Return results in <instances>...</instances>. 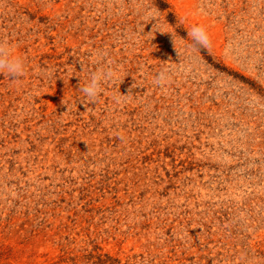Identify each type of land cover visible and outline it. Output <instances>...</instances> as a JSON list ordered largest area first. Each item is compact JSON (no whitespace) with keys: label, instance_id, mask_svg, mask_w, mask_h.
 <instances>
[{"label":"rangeland","instance_id":"1","mask_svg":"<svg viewBox=\"0 0 264 264\" xmlns=\"http://www.w3.org/2000/svg\"><path fill=\"white\" fill-rule=\"evenodd\" d=\"M0 44V264H264V0H0Z\"/></svg>","mask_w":264,"mask_h":264},{"label":"clouds","instance_id":"2","mask_svg":"<svg viewBox=\"0 0 264 264\" xmlns=\"http://www.w3.org/2000/svg\"><path fill=\"white\" fill-rule=\"evenodd\" d=\"M196 15L201 14L197 8L194 10ZM188 37L192 41L193 47L208 48L212 45L211 37L206 26L194 24L188 32ZM25 71V64L22 57L13 53L11 47L0 44V73H5L11 80L19 81ZM117 73L111 68H101L90 74L87 82L79 90L86 100L95 102L102 91V83L109 79L116 78ZM168 77L164 71L157 73L153 82L159 87L167 84Z\"/></svg>","mask_w":264,"mask_h":264}]
</instances>
